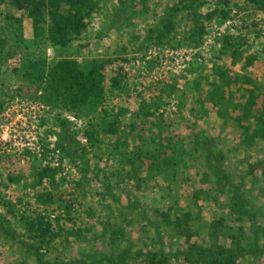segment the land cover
<instances>
[{
  "label": "rangeland",
  "instance_id": "374dc122",
  "mask_svg": "<svg viewBox=\"0 0 264 264\" xmlns=\"http://www.w3.org/2000/svg\"><path fill=\"white\" fill-rule=\"evenodd\" d=\"M95 2L62 50L0 0V264H264L263 4ZM60 57L102 64L101 108L43 102L23 65ZM216 73L248 81L212 106Z\"/></svg>",
  "mask_w": 264,
  "mask_h": 264
},
{
  "label": "trees",
  "instance_id": "16d2710c",
  "mask_svg": "<svg viewBox=\"0 0 264 264\" xmlns=\"http://www.w3.org/2000/svg\"><path fill=\"white\" fill-rule=\"evenodd\" d=\"M253 2L255 0H249ZM248 2V0H247ZM263 4L264 0H258ZM12 5L16 10L26 12L27 18L30 20L32 37L43 39L52 47L64 49L72 41L74 37L85 31V24L91 17L96 5L95 0H12ZM5 46L3 34L0 33V55ZM246 65V60L243 67ZM102 64L97 61L77 62L76 60L60 57L52 61L48 66L44 62H26L23 70L36 83L42 85V99L45 104H57L61 102L66 107L85 108L87 111L95 112L102 106L103 100V77L101 74ZM217 82L214 88V95L217 96V102L212 101V106L223 104L224 96L231 95L229 84L246 83L247 77L234 74L230 78L225 77L221 73H216ZM111 81V80H110ZM113 85V80L111 81ZM262 101V110L256 121L264 124V93ZM234 108H236L234 106ZM141 111V108H140ZM111 124H107L106 130L111 133ZM262 127V126H261ZM243 133L254 137L261 136L259 126L252 127L242 126ZM86 140H90L87 133ZM65 145V144H64ZM62 143H58V149H65ZM56 170L51 167L35 165L33 170L31 183L32 187H38L44 179L54 182ZM11 183H17L11 180ZM37 200L41 203L50 204L51 194L48 192L37 195ZM19 221L22 223L26 231L36 234L37 238L42 239L51 232V222L40 214H34L30 219L20 216Z\"/></svg>",
  "mask_w": 264,
  "mask_h": 264
}]
</instances>
